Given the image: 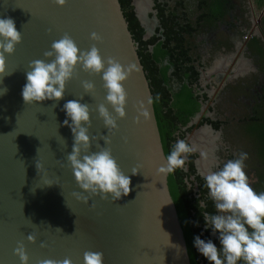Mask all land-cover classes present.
Returning a JSON list of instances; mask_svg holds the SVG:
<instances>
[{
    "label": "water",
    "instance_id": "water-1",
    "mask_svg": "<svg viewBox=\"0 0 264 264\" xmlns=\"http://www.w3.org/2000/svg\"><path fill=\"white\" fill-rule=\"evenodd\" d=\"M135 3L147 40L158 22L155 16L144 17L153 2ZM0 18L14 20L21 33L14 53L5 56L7 75L0 78V264H20L13 252L18 244H23L28 264L44 259L83 264L86 251L102 253L103 264H190L168 190L169 174L156 171L165 156L153 105L148 104L152 95L119 1L65 0L60 7L55 0H0ZM92 33L98 41L90 39ZM65 34L81 50L95 45L103 59L139 69L123 83L126 116L117 118V129L108 132L97 113V106L104 104L115 117L105 102L100 75L84 72L79 65L59 102L23 101L29 63L44 59L52 42ZM84 81L94 84L91 94L84 93ZM73 99L89 106L90 150L109 148L131 179L130 193L118 201L81 192L74 179L67 162L73 139L63 125L62 110ZM140 102L149 112L147 120L138 116ZM100 136H108L110 143L104 145ZM202 161H196L197 168ZM133 168L136 175L131 174ZM77 195L88 196L89 203ZM28 235L35 242L30 243Z\"/></svg>",
    "mask_w": 264,
    "mask_h": 264
},
{
    "label": "clouds",
    "instance_id": "clouds-1",
    "mask_svg": "<svg viewBox=\"0 0 264 264\" xmlns=\"http://www.w3.org/2000/svg\"><path fill=\"white\" fill-rule=\"evenodd\" d=\"M55 4L62 7L65 0H55ZM90 39L98 41L99 36L92 33ZM20 42L21 33L17 31L14 20L0 18V78L7 75L5 56L12 55ZM43 56L44 59L31 61L25 73L26 83L21 89V97L26 104L45 100L59 102L64 96L66 83L73 78L79 65L84 72L100 75L106 90L105 102L115 117L104 104L97 106V113L108 132L117 129V118L126 116L127 94L123 83L139 70L136 65L124 66L112 58L105 60L95 45L86 51L81 50L67 34L54 40ZM82 88L85 94H91L94 84L84 81ZM152 102L150 97L148 104ZM62 110L65 114L63 125L69 128L73 139L67 162L81 192L101 198L110 197L113 202L127 196L131 190V179L120 170L111 150L107 147H99L94 152L90 150L89 106L73 99L66 101ZM137 112L144 120L149 119L143 102L138 104ZM99 139L104 141V145L110 143L108 136H100ZM192 152L190 144L178 139L164 163L156 169L157 174L167 175L182 169L185 158ZM246 159L247 153L240 152L236 158L225 161L217 170L203 176L215 211H205L201 218L204 230L215 237V242L211 238L202 239L201 235H194L192 246L207 264H264V191L256 192L250 186L245 172ZM36 168L38 170L37 164ZM131 174L136 175L137 170L133 168ZM77 197L83 203H89L88 196ZM27 239L30 243L35 242L33 235H28ZM13 252L20 264H28L23 244H18ZM39 264H71V261L44 259ZM83 264H103V254L86 251Z\"/></svg>",
    "mask_w": 264,
    "mask_h": 264
},
{
    "label": "trees",
    "instance_id": "trees-1",
    "mask_svg": "<svg viewBox=\"0 0 264 264\" xmlns=\"http://www.w3.org/2000/svg\"><path fill=\"white\" fill-rule=\"evenodd\" d=\"M128 24V30L137 44V55L145 72L152 95V105L164 156L177 141L175 133L181 126L186 125L198 111L199 102L206 101L204 94L199 95V68L208 66L202 62V56L194 42L195 35L206 31L220 32V28L233 12L227 0H196V10H190L191 3L186 0H176V6L168 11L164 1L157 4L160 26L150 38L144 40L145 30L141 27L132 0H118ZM194 3V0H192ZM228 21V23H229ZM227 23V24H228ZM223 31V30H222ZM258 48L254 45L249 49L258 66V81L261 85L251 92L253 106L245 109V124L242 130L247 142H251L248 149L251 155L245 160V172L253 171L257 181L250 186L256 192L264 191V47L258 38ZM201 42L204 44L203 40ZM218 49V48H217ZM213 54V52H212ZM256 75L251 78L256 82ZM248 82V81H247ZM177 84L174 90L172 85ZM258 85V84H257ZM249 88V84L245 89ZM237 90V89H235ZM260 90V92H259ZM250 93L247 92L246 95ZM246 107V106H245ZM215 128L219 123H213ZM246 147V146H245ZM247 148V147H246ZM187 172L177 169L168 175L167 185L172 198L178 221L186 244L190 264H207L192 246L194 235H201L202 239L215 238L204 230L201 216L205 211L214 212L213 202L208 197V190L204 180L196 175L193 161L194 155L187 156ZM193 177V181L190 177ZM248 178V176H247ZM197 184L194 191L193 184Z\"/></svg>",
    "mask_w": 264,
    "mask_h": 264
},
{
    "label": "flooded vegetation",
    "instance_id": "flooded-vegetation-1",
    "mask_svg": "<svg viewBox=\"0 0 264 264\" xmlns=\"http://www.w3.org/2000/svg\"><path fill=\"white\" fill-rule=\"evenodd\" d=\"M151 1L153 2L151 10L150 12L149 10H146L144 17H146L147 14H150L151 18L155 16L158 22L153 28V31H149L150 36L155 34V31L160 26V19L158 17L159 11L156 8V5H161L165 1L169 9L168 11H172L176 6V0ZM234 1L236 2V0ZM187 2L192 5L189 7V11L196 10V0H194V4L192 3V0H188ZM227 3L230 5L231 0H227ZM132 6L136 14V3L133 4V0ZM230 16L231 20L229 21L230 18L225 20V23L220 28V32L206 31L200 35H195L196 39H194V42L197 44L200 42L198 44L199 49L197 50L202 56V62L204 64L209 63L208 66L206 65L203 68L198 69L199 92L197 93L199 95L204 94L207 100L199 102L200 107L198 111L191 117L190 121L186 125L181 126L179 131L175 133V138L177 140L183 139L186 143L193 147L191 155L195 156L193 161L196 172L195 174L200 176L202 179L208 172L215 171L221 167L225 162L224 160L226 157V161L237 157L225 156L228 152H224L223 159L218 158L216 151L219 149L221 151V141L216 140L217 143L214 142L212 145L210 138L214 135L221 140V128L224 129L225 127H230L231 125L233 127L236 126V128L243 125L241 126V129L244 127L245 105L250 108L253 106L254 100H252L253 97H250V94L254 91V88L256 90L258 83V70L257 73L245 74V66H241V62L245 60V57L248 55V44H246L247 38L245 36V21L243 20V16L236 8L233 9L232 13L230 12ZM234 21L236 22L234 23ZM146 24L148 28L151 26L148 25V23ZM201 40H203L204 44ZM220 56L232 57L233 63L226 67L224 62H218ZM215 62L220 65L215 67ZM201 69L204 71L203 74L200 72ZM255 75L257 77V83H252L253 81L251 80V76ZM248 84L250 87L245 89V86ZM172 87L175 90L177 88V84H173ZM249 91L250 93L246 95ZM240 108L241 114H239V111L236 112V110ZM205 119H208L213 123H219V127L215 128L214 125L210 124L208 121H204ZM200 127H202L201 132H197ZM202 153L204 155H202ZM215 158H218L217 161H215V165L211 166L209 163L207 164L208 160L211 161V159ZM197 160H203L200 163V168H197L196 166ZM185 161V166L182 169L184 172H187V157L185 158ZM190 180L193 181L192 176L190 177ZM193 186L194 191H197V184L194 183Z\"/></svg>",
    "mask_w": 264,
    "mask_h": 264
},
{
    "label": "crops",
    "instance_id": "crops-1",
    "mask_svg": "<svg viewBox=\"0 0 264 264\" xmlns=\"http://www.w3.org/2000/svg\"><path fill=\"white\" fill-rule=\"evenodd\" d=\"M230 5L233 9L236 8L239 10V13H241L243 20L245 21V36H247L246 44H248V55L245 57V60L241 62V66H245V74L257 73L258 66L249 49L252 45H254L255 49L258 48V44L255 42L256 40H251L253 37L260 39L264 47V0H236V2L231 0ZM148 16H150V14H147L146 17L148 18ZM235 22L236 21H234V23ZM218 62H224L227 66L233 63L232 57L230 56H220ZM259 78L260 81L257 83L258 87L261 85V77Z\"/></svg>",
    "mask_w": 264,
    "mask_h": 264
},
{
    "label": "rangeland",
    "instance_id": "rangeland-1",
    "mask_svg": "<svg viewBox=\"0 0 264 264\" xmlns=\"http://www.w3.org/2000/svg\"><path fill=\"white\" fill-rule=\"evenodd\" d=\"M148 19L151 20L152 19L151 16H148ZM218 65H220V64L218 63ZM225 66H227V65H225ZM245 77H247V76H245ZM251 77H254V76H251ZM259 92H260V90H259ZM241 108L240 109H237L236 112L239 111V114H241ZM249 108H250L249 106H246L245 107L246 110H248ZM243 111H242V113H243ZM241 126H243V125H241ZM241 126H239V127L236 128V126L233 127L231 125L230 127H225L224 129L221 128V133H222L221 134V136H222L221 140L218 137H215L214 135H212V137L210 138V141H211L212 145L214 144V142L217 143L216 140L221 141V144H222V146L220 147L221 148V151H220V149L218 151H216L217 152L216 154H218V158L223 159L224 152H228L225 156H229V157L230 156H234L235 157L240 152L247 153V157H249L251 155V152L248 149V147H251V148H253V147L251 146V142H247V140L245 139V134H244L243 130L241 129ZM202 127H200L197 130V132L198 131L201 132ZM226 158H225L224 161H226ZM217 159L216 158L215 159H211V161L208 160L207 161V164L209 163L211 166L212 165H215V161H217ZM247 176H248V182H249V184H253V183H255L257 181L256 175L254 174L253 171L248 172V175Z\"/></svg>",
    "mask_w": 264,
    "mask_h": 264
}]
</instances>
